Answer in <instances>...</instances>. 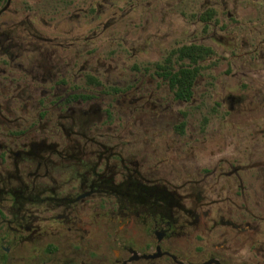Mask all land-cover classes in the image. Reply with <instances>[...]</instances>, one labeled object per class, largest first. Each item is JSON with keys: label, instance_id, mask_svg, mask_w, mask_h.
<instances>
[{"label": "flooded vegetation", "instance_id": "flooded-vegetation-1", "mask_svg": "<svg viewBox=\"0 0 264 264\" xmlns=\"http://www.w3.org/2000/svg\"><path fill=\"white\" fill-rule=\"evenodd\" d=\"M33 35L0 26V264H264L239 156L202 161L193 140L170 166L135 149L115 124L119 93L73 82L54 40ZM29 102L42 107L27 123Z\"/></svg>", "mask_w": 264, "mask_h": 264}, {"label": "rangeland", "instance_id": "rangeland-1", "mask_svg": "<svg viewBox=\"0 0 264 264\" xmlns=\"http://www.w3.org/2000/svg\"><path fill=\"white\" fill-rule=\"evenodd\" d=\"M0 11V26L18 41L52 38L59 63L72 62L73 82L93 75L103 93H119L115 124L135 149L170 166L179 146L186 151L193 140L202 161L239 156L257 190L248 200L264 215V168L254 164L264 158V0H0ZM192 43L213 53L201 62L192 100L179 103L157 63ZM110 99L104 94V105ZM41 107L29 102L21 115L29 123ZM181 114L187 129L180 142L174 124Z\"/></svg>", "mask_w": 264, "mask_h": 264}, {"label": "trees", "instance_id": "trees-1", "mask_svg": "<svg viewBox=\"0 0 264 264\" xmlns=\"http://www.w3.org/2000/svg\"><path fill=\"white\" fill-rule=\"evenodd\" d=\"M213 14L212 10L204 13L203 18L209 19ZM177 53V58L173 60L172 55ZM213 53L211 47L202 44H184L175 48L172 54L163 63H157L159 74L169 82L174 92V97L184 101H190L194 95V84L201 74V62ZM92 82L99 80L93 75H89ZM114 89H116L114 87ZM121 91V89H116ZM186 122L182 121L176 127L179 131H185Z\"/></svg>", "mask_w": 264, "mask_h": 264}]
</instances>
